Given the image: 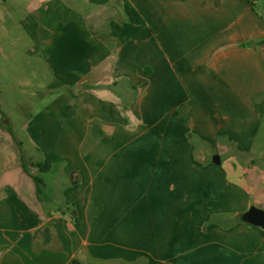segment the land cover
<instances>
[{"label":"crops","instance_id":"obj_1","mask_svg":"<svg viewBox=\"0 0 264 264\" xmlns=\"http://www.w3.org/2000/svg\"><path fill=\"white\" fill-rule=\"evenodd\" d=\"M12 3L23 11L15 19V29L34 46L24 51L33 75L50 77L52 68L62 70L69 61L75 62L72 79L54 83L51 73L52 86H92L80 95L93 102L92 108H102L93 112L103 120L96 123L95 131H108L113 137L117 129L111 126V116L122 100L112 93L122 82L130 105L118 114L124 118L128 113L130 119L139 115L156 124L142 132L152 129L160 134L156 137L160 157L135 162L114 157L100 165V159L86 164L70 152L65 160L52 162L49 158L57 156L48 155L47 150L56 142L53 134L63 130L58 118L48 107L43 124L39 116H31V104L19 100L27 115L23 125L13 131L0 125V201L11 199L13 210L8 212L13 216L12 236L0 239V264H70L73 260L83 264H264V229L242 219L252 206L264 210V198L255 190L258 185L255 188L245 180L241 167L234 172L233 160L222 159V165L205 159L199 163L190 140V131L203 132L204 143L218 142L223 150L236 143L235 137L240 139L245 127H253L262 118L264 112L253 109L255 97L264 96V16L257 12V2ZM105 7L109 15L101 13ZM9 11L2 16L14 15L13 7ZM68 39L73 43L60 45ZM67 55L71 60H66ZM143 78L148 80L145 84H141ZM131 84L140 92L134 100ZM1 85L5 84L0 78ZM122 93L119 96L124 97ZM228 102L235 103L236 109L228 111ZM56 103L54 109L60 108L59 99L51 107ZM102 112L108 113V123ZM143 126L134 127L138 131ZM236 148L242 149L238 142ZM35 152L42 165L36 172L29 169L42 179L39 185L22 169L24 161L34 166ZM60 162L68 164L54 180L58 190L53 192L54 184L47 185L40 173ZM236 174L241 177H237V189L248 199L239 203L237 195L228 209L222 207L227 205L222 199L228 198ZM63 177L67 181L59 185ZM85 182L89 186L84 195H69Z\"/></svg>","mask_w":264,"mask_h":264},{"label":"rangeland","instance_id":"obj_2","mask_svg":"<svg viewBox=\"0 0 264 264\" xmlns=\"http://www.w3.org/2000/svg\"><path fill=\"white\" fill-rule=\"evenodd\" d=\"M254 1L257 2V12L264 16V0ZM4 2L6 3L5 5ZM13 3L12 0H0V78L5 84L0 86V107L2 110L0 111V125L9 126L11 131L17 129L18 127L20 128L23 125V117L26 118L27 115L25 116L22 109L20 108L21 104L18 102L20 100L24 101L22 103L31 104V116H39V118L42 119L41 121L43 124L45 123V111L48 107L50 109L52 108L50 111L48 110V112L51 113L52 111L53 114L58 118V124L61 125L63 130L58 134H53L52 137L56 142L51 143L52 146L48 147L50 150H47L48 155L50 153L51 156H57V159L49 158V160L52 162L58 160L59 158L65 160L70 152L78 154L81 159H84L86 164L95 163L96 160L100 159V165H104L102 163H105L110 159L114 160V157H124L123 159L126 158L128 160H132L133 162L141 158H159L160 153L156 149V145L160 148V140L156 137H159L160 134L158 135L152 129H149V133H143L145 129L148 127H155L156 124L153 122L144 121L141 117H139V115H133L130 119V115H128V113L127 117L125 116L124 118H121L118 114L119 110L124 114L125 111L122 110L128 109L130 105L128 102V97L130 95H123L122 93V82H119L115 89V92L117 93H112L116 99L120 98L122 100V104L120 106L121 108L117 107L118 111L116 110L114 118L111 116V126L117 129L115 132V137H113L108 131L105 133L95 131L94 127L96 126V123L103 120L97 118L93 112H98V110L102 111V108L100 105H97L96 108H92L93 102L88 101V98L85 96V94L80 95L86 92V90L91 89L92 86H82V88H85V90L78 89L77 86L65 87L61 89L57 86L55 87V85L52 86V78H50L51 73L54 83H57V81L65 82L67 79H72L71 73L75 68V62L69 61V64H67L69 66H64L62 70H59L58 68H52L50 77H41L36 73L33 75L34 71H32L30 68L31 61L29 57L24 54V51L28 50L29 48H33L34 46H30L28 40L24 37H21L15 29V19L17 16L20 17V14H22L23 11L18 10L17 6H13ZM12 7L14 15L10 17H3L4 15L2 16V14L4 11L7 14H11L9 9H12ZM108 8L109 7H105V10L102 9L101 13L109 15ZM134 10L140 13L136 10V8ZM119 12L120 11H118V13ZM118 15L119 14L116 16ZM68 43H73L72 39L65 40L63 43L60 42V45L66 46ZM1 49L3 50L1 51ZM67 56L68 59L66 60H71V55ZM60 62L61 61H59V63ZM4 70H6V72ZM140 81L142 82L141 84H145V81L148 80L143 78ZM131 91L134 100L136 96L140 94V92H138V88H136L135 85L132 86V84ZM121 93L124 97L119 96ZM57 99H59V102H61V107L54 109L56 108L57 103L53 107L51 106ZM226 104L228 111L231 109H236L235 103L228 102ZM245 104L247 106L248 103ZM88 105L90 107L87 110L81 108L82 106ZM253 109H257L260 113L264 112V96L255 97ZM257 110L255 111L257 112ZM100 116H104V120L107 123L109 122L108 113L102 112ZM261 117V119L259 118V120L254 122L253 127H245L242 130V132L238 135L240 139L235 137L234 140L236 143L238 142L242 148L239 150H236V143L230 144L231 147H227L223 150H220L221 147L219 148L218 142L215 144L214 141V145L211 144V141L204 143L201 138H205L207 135H204L203 132L190 131V140L191 144L195 148L194 157L197 158L199 163H202L201 160L205 159L208 163L212 162L215 164L213 159L217 155L220 156L221 162L222 159L224 161L233 160L234 162L232 164L230 162L229 163L234 172L238 170L237 166H239V168L241 167L243 174L245 175V180L251 186H254L253 184H255V188L258 185L257 189L255 190L257 191L258 195L264 198V113L261 115ZM125 118H127V123H125ZM54 123H57V121H53V124ZM136 125L144 126L137 131V127H134ZM254 129H256V131ZM22 130L24 131V128ZM212 136L213 135H211V138ZM63 140H65V142ZM93 141H95V143ZM76 143H78V148L74 149L73 145L75 146ZM84 145L85 148H83ZM240 150H242V152H240ZM145 153H147V156H145ZM32 158L34 160V162H32L34 166L30 165L28 168L36 172V170H38L42 165L41 156L35 152ZM7 163L9 164V162ZM137 163H139V161H137ZM48 164H50V162ZM67 164L68 163L63 162L56 163V165H53V167L50 166L47 171H44V169L43 171L45 173H40L47 185L52 186L54 184L53 188L51 187L53 192L58 190L57 183H55L54 180H57L61 168L66 167ZM139 167L141 166L139 165ZM22 169L24 170V167H22ZM23 172L27 174L25 170ZM216 173L213 174L214 177H218ZM218 174L219 177L224 175L222 172ZM234 175L232 176L233 181L230 183V187L227 191L228 198L226 199L225 197L222 199L223 203H227V205H222V207H226L228 209L232 208V201L236 203L235 196L238 195L237 197H239V203L248 199L246 193L243 194L240 188L237 189V185H240V183H237V177H239V180H241L240 175ZM67 178L68 177H66V180L65 177L60 178L59 185L66 183ZM87 179L88 178L86 177V180ZM88 186V182L83 184L80 183L79 187L75 190H71L69 195L74 198H77L78 195V198H80V195H84L83 191L84 189L86 191ZM39 192L40 188L37 190L39 197L38 199H40ZM254 202L257 204L256 201ZM55 204L56 202H54L52 208H55ZM0 207L3 208L0 210V239H7V237L10 238L12 236L13 230L11 228L12 225L10 224L12 220L11 218L13 216L9 215L8 213L13 212L11 208V199L0 201ZM16 216L19 217L20 215Z\"/></svg>","mask_w":264,"mask_h":264},{"label":"water","instance_id":"obj_3","mask_svg":"<svg viewBox=\"0 0 264 264\" xmlns=\"http://www.w3.org/2000/svg\"><path fill=\"white\" fill-rule=\"evenodd\" d=\"M213 162L216 165H220L221 164L220 156L219 155L215 156ZM242 219L243 221L251 225L261 227L262 229H264V210L261 208L255 206L250 207V209L242 215ZM70 264H83V263H81L78 260H73Z\"/></svg>","mask_w":264,"mask_h":264},{"label":"trees","instance_id":"obj_4","mask_svg":"<svg viewBox=\"0 0 264 264\" xmlns=\"http://www.w3.org/2000/svg\"><path fill=\"white\" fill-rule=\"evenodd\" d=\"M23 167H24V170L26 171V173L29 174L38 185L42 183V179L38 175H35L32 172H30V170L27 166V163L25 161H24Z\"/></svg>","mask_w":264,"mask_h":264},{"label":"built area","instance_id":"obj_5","mask_svg":"<svg viewBox=\"0 0 264 264\" xmlns=\"http://www.w3.org/2000/svg\"><path fill=\"white\" fill-rule=\"evenodd\" d=\"M163 264H166V263H163Z\"/></svg>","mask_w":264,"mask_h":264}]
</instances>
